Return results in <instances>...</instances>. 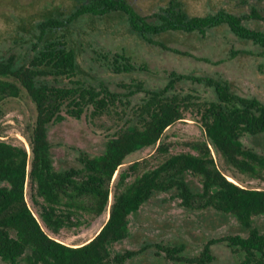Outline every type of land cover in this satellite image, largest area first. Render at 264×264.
Listing matches in <instances>:
<instances>
[{"label": "trees", "instance_id": "trees-1", "mask_svg": "<svg viewBox=\"0 0 264 264\" xmlns=\"http://www.w3.org/2000/svg\"><path fill=\"white\" fill-rule=\"evenodd\" d=\"M115 14L123 15L130 30L148 44L174 54L208 62L169 48L155 37L168 33L205 37L210 30L226 26L237 39L256 46L264 59V30L246 25L250 20L264 22V15L255 9L249 15L221 9L213 15L191 17L180 1L172 0L167 7L144 16L127 0H87L68 17L41 22L38 42L27 62L19 65L14 58L0 61V102L18 99L25 92L36 108L29 150L0 141V260L5 264H125L139 253L127 251L114 256L111 247L130 236L131 216L158 194H172L188 211H214L234 217L248 236L211 240L193 258L181 255L184 246H148L157 249L158 256L164 253L172 262L210 264L214 260L212 247L224 244L242 256L239 264H264V233L254 227V219L264 216V190L237 183L236 175L264 180V153L243 141L264 134V102L237 94L226 80L177 72L169 73L163 87L147 89L135 83L139 91L125 94L103 82L98 86L86 83L78 77L77 55L65 29L86 16ZM107 61L114 74L144 71L125 52L115 53ZM185 81L204 85L214 97L178 90V84ZM137 93L142 97L134 103L132 97ZM112 112L124 122L109 136L104 151L94 156L81 152L77 164L56 169L50 129L68 118H97ZM187 113L195 114L206 135L205 142L190 144L195 153L171 155L139 176L135 174L139 162L120 171L131 154L143 149L156 148L158 154H168L170 147L162 138ZM213 153L237 182L219 168ZM132 174L135 177L129 183ZM189 174L199 180L200 187L188 180ZM27 186L34 205L40 207L38 216L27 202ZM111 194L107 222L91 240L69 246L51 236L70 225L79 212L103 215Z\"/></svg>", "mask_w": 264, "mask_h": 264}, {"label": "rangeland", "instance_id": "rangeland-1", "mask_svg": "<svg viewBox=\"0 0 264 264\" xmlns=\"http://www.w3.org/2000/svg\"><path fill=\"white\" fill-rule=\"evenodd\" d=\"M85 1L87 0H0V61L14 58L19 65L27 62L38 42L39 24L49 18L68 17ZM127 1L140 14L148 16L167 7L172 0ZM177 1L183 4L191 17L213 15L221 9L236 15H249L255 9L264 15V0ZM246 25L256 30H264V22L261 21L250 20ZM65 32L77 55L78 77L86 83L98 86L103 82L112 90L125 94L130 90L139 91L133 86L135 83H142L147 89L163 87L167 83L169 73L177 72L193 77L226 80L237 94L256 97L264 102V59L259 56L256 46L237 39L226 26L210 30L205 37L183 33H168L155 37L169 48L190 53L199 59H207L208 62L174 54L148 44L130 30L127 19L120 14L105 17L86 16L74 22ZM121 52L130 56L132 63L137 68H144V71L130 74H114L110 71L107 58ZM178 90L197 91L203 97H214L212 91L195 81L179 83ZM141 97L142 94L137 93L132 99L137 103ZM0 108V141L29 150L28 137L36 121L34 103L23 92L18 99H3ZM89 116H84L81 120L68 118L50 129L49 140L56 169H65L77 164V157L81 152L91 156L101 154L109 136L124 122L115 112L97 118ZM205 141V132L195 114L187 113L185 119L168 128L162 138V143L170 147L168 154H158L156 148L143 149L131 154L120 171L127 169L132 163L139 162L135 174L142 175L171 155L195 153L190 144ZM243 141L264 153V134L245 137ZM213 155L219 168L231 181L237 182L231 177V172L220 157L216 153ZM135 174L129 178V183L134 180ZM236 175L239 181L237 183L264 190V180L237 173ZM187 178L200 187L197 178L190 174ZM31 194V189L27 186V202L38 216L40 207L34 205ZM110 197L108 210L103 215L95 217L79 212L72 217L70 225L63 228L58 235L51 236L69 246L86 243L95 237L107 222L113 195ZM254 227L264 233V216L254 219ZM229 235L247 237L248 231L232 216H222L214 211H188L181 205V200L172 194H158L131 216L130 236L113 245L111 250L114 256L127 251L139 253L125 264H186L169 261L164 253L158 256L157 249L148 246H184L185 250L181 255L193 258L201 254L209 241ZM211 253L214 260L210 264H239L242 260L241 255L233 254L224 244L214 245ZM0 264L5 263L0 260ZM19 264L25 263L20 261Z\"/></svg>", "mask_w": 264, "mask_h": 264}, {"label": "crops", "instance_id": "crops-1", "mask_svg": "<svg viewBox=\"0 0 264 264\" xmlns=\"http://www.w3.org/2000/svg\"><path fill=\"white\" fill-rule=\"evenodd\" d=\"M91 240V239H90ZM84 244V243H83Z\"/></svg>", "mask_w": 264, "mask_h": 264}, {"label": "built area", "instance_id": "built-area-1", "mask_svg": "<svg viewBox=\"0 0 264 264\" xmlns=\"http://www.w3.org/2000/svg\"><path fill=\"white\" fill-rule=\"evenodd\" d=\"M111 198V197H110Z\"/></svg>", "mask_w": 264, "mask_h": 264}]
</instances>
